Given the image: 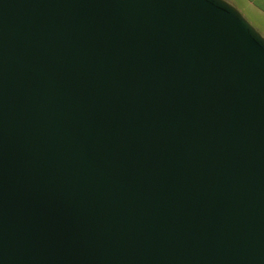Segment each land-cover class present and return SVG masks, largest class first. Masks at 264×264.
Returning a JSON list of instances; mask_svg holds the SVG:
<instances>
[{"label":"water","instance_id":"95a60500","mask_svg":"<svg viewBox=\"0 0 264 264\" xmlns=\"http://www.w3.org/2000/svg\"><path fill=\"white\" fill-rule=\"evenodd\" d=\"M0 264H264V36L225 0H0Z\"/></svg>","mask_w":264,"mask_h":264},{"label":"rangeland","instance_id":"374dc122","mask_svg":"<svg viewBox=\"0 0 264 264\" xmlns=\"http://www.w3.org/2000/svg\"><path fill=\"white\" fill-rule=\"evenodd\" d=\"M234 6L242 16L259 32L262 36H264V19L242 9L241 1L240 0H225Z\"/></svg>","mask_w":264,"mask_h":264},{"label":"crops","instance_id":"0c3cea01","mask_svg":"<svg viewBox=\"0 0 264 264\" xmlns=\"http://www.w3.org/2000/svg\"><path fill=\"white\" fill-rule=\"evenodd\" d=\"M242 9L264 19V0H240Z\"/></svg>","mask_w":264,"mask_h":264}]
</instances>
